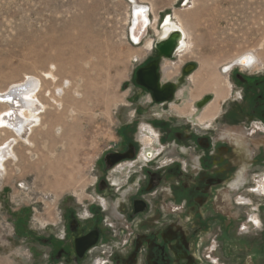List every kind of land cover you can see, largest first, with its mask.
I'll use <instances>...</instances> for the list:
<instances>
[{
	"label": "rangeland",
	"instance_id": "374dc122",
	"mask_svg": "<svg viewBox=\"0 0 264 264\" xmlns=\"http://www.w3.org/2000/svg\"><path fill=\"white\" fill-rule=\"evenodd\" d=\"M147 1L160 6L162 0ZM173 1L178 13L190 14L184 15L188 45L173 63L160 64L161 83L176 86L165 108L151 105L150 95L136 82V71L157 56L130 41L131 6L127 0H0V89L27 75L44 78L47 71H52L61 83L63 79L71 81L73 90L85 89L88 83L92 92L85 100L77 95L79 102L84 101L82 106L73 98L63 100V94L52 99L54 96L44 93L54 90L55 84L44 80L39 98L46 109L39 110L37 126L27 130L20 142L11 140L17 154L24 158L19 161L13 157L5 162L0 176V264H44V255L38 256L35 236L46 233L47 222L67 205L77 199L89 202L99 160L120 146L124 137L121 128L134 119V114L141 144L158 152L169 145L158 143L154 134L153 142L147 145L149 129L158 135L149 122L155 114H164V118L175 119L178 124L190 122L201 137L211 138L212 142L227 137L230 145L239 142L245 149L251 143L258 154V162L248 175L252 190L246 194L223 190L222 203L215 207L222 222L217 221L212 236H202L211 238L205 254H212L219 264H264V120L248 112L249 98L246 102L242 99L245 85L254 87L257 79H264V0ZM157 26L152 27L154 31L149 27L146 38L160 34ZM244 52L257 57L254 61L259 64L251 69L235 66L225 73V65ZM180 61L195 62L199 68L194 75H182L175 64ZM216 86L223 88L221 96L214 93ZM206 95L215 99L211 106L219 110L212 111L218 113V119L211 126H197L205 109L196 111L194 105ZM182 111L190 114L183 117ZM0 131V145H5L13 134ZM176 145L163 154V160H182L175 153ZM242 159L231 155L234 165ZM243 173L235 186L243 182ZM70 176L74 178L70 180ZM87 189L90 191L84 192ZM231 197L233 203L229 204ZM245 198L249 205H239ZM229 220L233 226L226 232Z\"/></svg>",
	"mask_w": 264,
	"mask_h": 264
},
{
	"label": "flooded vegetation",
	"instance_id": "af4514ba",
	"mask_svg": "<svg viewBox=\"0 0 264 264\" xmlns=\"http://www.w3.org/2000/svg\"><path fill=\"white\" fill-rule=\"evenodd\" d=\"M152 44L153 41L142 48L150 50ZM178 54L175 53L168 62L173 63ZM249 56L252 57L251 54L242 55L235 62L226 64L225 73H230L235 66L242 69L256 67L259 64L255 62L256 57L252 66H248ZM191 64L194 63L189 62L181 69L182 75L195 71L197 66L187 72ZM263 82L261 78L254 87L245 85L242 98L244 102L249 98L248 112L262 120L264 86L260 85ZM139 89L150 95L151 105L168 107L169 101L157 102L146 88L139 85ZM214 102L212 95L195 102L196 111L205 109L204 113H209L205 116L203 113L197 126L208 123L211 126L216 122L218 113H210ZM180 113L183 117L190 114ZM152 116L149 122L158 130V135L149 129L147 145L153 142L154 134L158 143L167 142L169 148L177 144L175 153L182 160H163V154L169 152L165 145L159 152L144 147L142 137L136 133L140 128L134 114V119L121 128L124 137L120 146L99 160L89 202L84 204V200L77 199L74 204L67 205L63 212L53 216L54 220L47 222L46 233L35 236L38 256L44 255V264H219L211 258L212 254H205V245L211 238L205 239L202 234L212 236L217 221L222 222L217 218L215 207L218 202L222 203L220 195L223 190L235 194L252 190L248 175L258 162V154L251 143L245 149L239 142L230 145L225 140L227 137L222 139L225 142H212L211 138L201 137L200 131L190 122L178 124L175 119L164 118V114ZM226 116L229 117V111ZM231 155L243 159L234 165ZM162 160L165 162L158 165ZM242 172L243 182L235 186ZM232 203L231 197L229 204ZM246 203L245 198L239 205ZM230 220L226 232L233 226ZM249 221L256 224L252 218Z\"/></svg>",
	"mask_w": 264,
	"mask_h": 264
},
{
	"label": "bare ground",
	"instance_id": "6f19581e",
	"mask_svg": "<svg viewBox=\"0 0 264 264\" xmlns=\"http://www.w3.org/2000/svg\"><path fill=\"white\" fill-rule=\"evenodd\" d=\"M130 3H131L130 4L131 7H132L133 4L135 6H137L136 3H138V1L137 0H131ZM146 8H148L149 11H147ZM146 8L143 9V12H145L144 15L141 14V12H142L141 9L138 11V13H136V20H135L136 31L134 32V37H135L136 41L140 42V45H144L145 41L147 39L151 38V36L146 38V36L148 35V32H149V27L151 28L152 31H154L152 29V20H150V19L148 20V17H147V14L150 13V7H146ZM131 14H132V11H131ZM186 14H189V13H186ZM194 14L195 13H193L191 15H194ZM132 16L133 15H131V20H132ZM156 19H157V17H156ZM156 19H155V21H156ZM178 19H179V23H176V21L172 20V18H171L169 20L170 22L168 21V23H166L164 25L163 29H160L158 27V26L161 25L160 22L158 23L157 29L161 33L159 34L160 38H159V40H157V42L164 40V38L167 39V37L169 36V33L173 29L181 30L182 33L184 34L185 40L187 39L186 38L187 34H186V31H185L182 19L180 17H178ZM130 24H131V22H130ZM129 38H130V32H129ZM145 38H146V40L144 41ZM184 42H185L184 48H186L188 43L186 41H184ZM247 53L248 52H244V53L240 54L239 56H237L235 59H237V58H239L242 55H245ZM256 59H257V57H256ZM254 60H255L254 56H252V57L249 56L247 58V61H246L248 66H251ZM206 65H208V64H206ZM226 68H227V66H226ZM44 80H50L51 82H53L55 84L54 85L55 86L54 90L52 89L53 91L51 89H47V87L45 88V90L47 89L46 92L44 93V94H46V96L52 97L54 95L57 96V95H62L63 94V97H62L63 100L69 102V100H71V98H73L81 106L84 105V101L83 100H85L86 98H90V96H92V92H90L88 90V83H86L87 86H85V89L78 88V89H74L73 90L72 89V85L74 87H75V85L71 81H69L68 79H63L62 83H61L60 78L52 71H47L45 73L44 78H41V77H38V76H35V75H27L22 81H20L18 83H13V84H11V86L7 87L4 90L0 89V107L2 108L0 110V130H3V132L5 131L6 133H7V131L8 132L10 131L13 134V135H11V137L10 136L8 137L10 139H9L8 142L5 143V145L4 144L2 145V143L0 145V176L3 175L4 170L6 168L5 162H7L8 160L12 159L13 157H17V160H19V161L21 160V158H24V156H19L17 154L18 152L15 151V148L13 147V145H11L12 144L11 140L20 142L22 140V138L24 137V134L26 133L27 130L33 131V129L37 126V123L39 122V114H40L39 110L40 109H43V110L46 109V106L44 105V103L39 98V94L41 92L43 93V91H44V87H45L44 84H43L45 82ZM66 84H69V85L65 87ZM218 88L216 86V91L215 92L217 93V95L218 94L220 95V93H222V91H223V88L221 86L218 87ZM77 95H79V97H80V95L84 96L83 100L81 102H79L77 100ZM55 96L52 97V99H55L56 98ZM223 97H225V96H223ZM215 107L216 106H212L210 108V112H212L214 110L217 111L218 109H216ZM217 112H212L211 114L215 115ZM52 125H54V124H52ZM52 125H50V126H52ZM77 128H78V126H77ZM49 129H48V131H50ZM44 131L48 132L46 129ZM11 133H9V134H11ZM0 140H3L1 133H0ZM29 145H31V144H29ZM29 145H28V148H29ZM30 150H32V149H30ZM239 151H241L240 148H239ZM73 178H71V176H70V180H72ZM54 179H55V177H54ZM63 180L60 181V182L63 183ZM64 184H65V182L63 183V185ZM60 185L62 186L61 183H60ZM65 186H67V185H65ZM58 189H60V188L58 187Z\"/></svg>",
	"mask_w": 264,
	"mask_h": 264
},
{
	"label": "water",
	"instance_id": "95a60500",
	"mask_svg": "<svg viewBox=\"0 0 264 264\" xmlns=\"http://www.w3.org/2000/svg\"><path fill=\"white\" fill-rule=\"evenodd\" d=\"M141 9V14L144 15L143 9L144 6H136L133 8L132 15H133V22L131 23L130 29V38L137 44L140 42L136 41L134 37V32L136 31V13ZM148 20L149 14H147ZM171 15H164L163 20L160 25V29H163L164 25L168 23L170 20ZM170 22V21H169ZM149 25V24H148ZM185 38L184 34L179 29H173L167 39L162 41H158L155 43L154 51L156 53L157 58L150 61L147 65L140 67L136 71V80L138 84L153 94L154 99L157 102H165L169 101L174 96L173 86L174 84H163L161 83V75H160V61L161 59H173L175 53L184 49L185 45ZM183 47V48H182ZM182 48V49H181ZM195 64H191L187 70V72L192 71L195 68ZM226 69V68H225Z\"/></svg>",
	"mask_w": 264,
	"mask_h": 264
},
{
	"label": "crops",
	"instance_id": "0c3cea01",
	"mask_svg": "<svg viewBox=\"0 0 264 264\" xmlns=\"http://www.w3.org/2000/svg\"><path fill=\"white\" fill-rule=\"evenodd\" d=\"M128 1V0H127ZM138 1V3H136L137 4V6H144V7H150V13H148L149 14V18H150V20H152V27H154L153 25L154 24H158L159 22L161 23L162 22V20H163V17H164V15H168L169 13H170V15H171V18H172V20H175L176 22H178L179 20H178V18L176 17V15H179L180 16V18L183 20V24H184V28H185V21H184V15H186V13H178V11H177V9H176V7H175V4H176V1H173L172 2V0L171 1H168V2H163V0L161 1V5L159 6V5H157V4H159V3H156V2H153V1H147V0H137ZM129 2V1H128ZM192 3H194V2H192ZM131 3L129 2V5H130ZM193 5V4H192ZM134 7H136L134 4L132 5V7L130 8V10L132 11L133 10V8ZM191 8H192V6H190ZM158 13H157V12ZM132 15V14H131ZM154 17V18H153ZM156 17H157V19H156ZM155 19H156V21H155ZM185 30H186V34H187V36H186V38H188V31H187V29L185 28ZM156 37V38H155ZM149 39H152L153 40V44H152V46H151V49H152V47L155 45V43L157 42V40H159V35L158 34H155L154 35V37H151V38H149ZM149 39H147L146 41H148ZM146 41H145V43H146ZM144 43V44H145ZM144 45H142V47H143ZM150 49V50H151ZM150 50H147V52L148 53H150L151 51ZM152 51H154V47H153V50ZM154 53H155V51H154ZM176 57H178V56H176ZM166 60L167 61H170V60H168V59H161V61H160V64H161V62H166ZM176 59H174V61H175ZM173 60H172V62H174ZM179 62V61H178ZM187 63H189V62H187ZM187 63H183V64H181V61H180V63L178 64L177 62H175V64H177L178 66H177V68L180 70V73H181V69L187 64ZM190 63H194V64H196L195 62H190ZM180 64H181V66H180ZM196 66H197V64H196ZM198 66L196 67V69H195V71H193V72H191V74L190 75H194L195 74V72H196V70H198ZM178 75L179 74H177L175 77H178ZM189 77H191V76H189ZM173 84V83H172Z\"/></svg>",
	"mask_w": 264,
	"mask_h": 264
},
{
	"label": "built area",
	"instance_id": "2783aa9c",
	"mask_svg": "<svg viewBox=\"0 0 264 264\" xmlns=\"http://www.w3.org/2000/svg\"><path fill=\"white\" fill-rule=\"evenodd\" d=\"M129 2H131V0H129ZM146 8V7H145ZM147 9V11H149V9L148 8H146ZM133 11V10H132ZM133 22V16H132V20H131V23ZM130 29H131V24H130V27H129V32H130ZM130 41L133 43V44H135V45H139V44H137V43H135L131 38H130Z\"/></svg>",
	"mask_w": 264,
	"mask_h": 264
}]
</instances>
